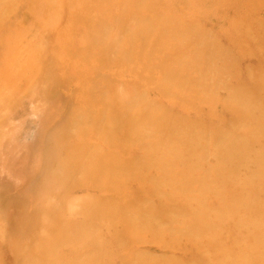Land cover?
Returning <instances> with one entry per match:
<instances>
[{"label":"rangeland","instance_id":"374dc122","mask_svg":"<svg viewBox=\"0 0 264 264\" xmlns=\"http://www.w3.org/2000/svg\"><path fill=\"white\" fill-rule=\"evenodd\" d=\"M0 264H264V0H0Z\"/></svg>","mask_w":264,"mask_h":264}]
</instances>
